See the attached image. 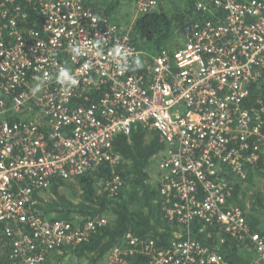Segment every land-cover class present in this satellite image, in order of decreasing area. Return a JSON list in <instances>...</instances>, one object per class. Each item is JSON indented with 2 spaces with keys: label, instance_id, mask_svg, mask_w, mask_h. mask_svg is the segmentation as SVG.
Returning <instances> with one entry per match:
<instances>
[{
  "label": "built area",
  "instance_id": "built-area-1",
  "mask_svg": "<svg viewBox=\"0 0 264 264\" xmlns=\"http://www.w3.org/2000/svg\"><path fill=\"white\" fill-rule=\"evenodd\" d=\"M34 4L38 27L27 25ZM158 4L134 0L132 23ZM194 6L202 16L185 24L183 42L151 53L138 49L132 23L111 22L86 0H0V264H47L52 251L108 223L47 218L34 195L121 163L115 136L136 123L165 144L154 180L179 235L161 247L128 232L105 263L230 264L191 236L196 218L247 240L264 261V230H250L228 176L245 178L264 152V96L252 90L264 76V0ZM123 185L116 172L98 181L111 197Z\"/></svg>",
  "mask_w": 264,
  "mask_h": 264
},
{
  "label": "trees",
  "instance_id": "trees-1",
  "mask_svg": "<svg viewBox=\"0 0 264 264\" xmlns=\"http://www.w3.org/2000/svg\"><path fill=\"white\" fill-rule=\"evenodd\" d=\"M131 1L86 0V6L109 21L117 23L120 22V9ZM194 3L195 0H185L186 7L173 12L170 11L171 6L165 7L160 2L154 10L139 15L130 26L138 49L155 53L164 47H177L175 39L182 36L185 24L202 16L201 13H197ZM118 6L120 7L115 9ZM28 11L27 25L32 27L41 25L36 5H28ZM136 70L139 71L138 68ZM262 78L259 79L262 82L260 87H252L254 99L259 95L264 96ZM97 96L94 99H97ZM114 147L122 155L121 163L102 164L70 183L55 179L48 189L52 194L49 199L41 196L43 192L34 195L36 202L33 208L47 218L74 221L73 217L79 216L82 222L99 216L108 218V223L98 227L87 241L57 248V250L64 248L60 259L68 254L78 259V264H106L103 261L105 254L122 243L128 232L143 238L155 239L161 247L167 246L179 235L178 223L164 218L160 185L156 184V181L152 182L150 175L156 154L165 148L159 133L136 123L129 135L119 133L115 136ZM246 168V176L243 179L237 178L233 173L228 175L233 186L232 202L246 209L251 231H262L264 191L259 180L264 177V152L256 164L248 165ZM113 172L122 176L124 185L116 196L111 197L106 191L98 190V181L111 178ZM66 187L79 197V202L60 192ZM2 230L3 227H0V237ZM181 234L184 236V233ZM190 234L223 254L230 264H264V261L257 259L255 250L247 240L225 232L217 223L206 224L204 220L196 218L191 222ZM6 240V238L0 240V249ZM7 247L5 250H8ZM51 257L48 255L47 264H51ZM83 260L87 261L84 263ZM4 261H6L4 258L0 259V262Z\"/></svg>",
  "mask_w": 264,
  "mask_h": 264
},
{
  "label": "rangeland",
  "instance_id": "rangeland-1",
  "mask_svg": "<svg viewBox=\"0 0 264 264\" xmlns=\"http://www.w3.org/2000/svg\"><path fill=\"white\" fill-rule=\"evenodd\" d=\"M158 2L159 3L161 2V5L164 4L165 7L167 6L168 8H169V6H171L170 11H173V12L179 10V8L184 9V7H186L185 0H158ZM120 6L116 7L115 9L119 8ZM120 10H121L120 22H117V23L120 24V25H122V26L127 27L128 25H130V23H132L135 15H136L135 7H134V5H133L132 2H129V3L126 4L125 7L123 6ZM175 41H176V45L175 46H178V45H180L183 42L181 36L178 37V38H176ZM154 163L155 164L153 166H151V168H150V175H151L152 182H155L154 179H157V171H156L157 170V164H156V161ZM70 182H74V181H70ZM261 186H262L263 191H264V185H261ZM98 190H100L99 186H98ZM60 192H62L65 195H67L73 201H78V202L80 201L79 197L77 195H74L73 192H72V190L70 188L68 189L66 187V188L62 189ZM42 195L45 198H47V199H49L50 197H52V194L49 191L43 192ZM73 219L75 221H80V217L79 216L73 217ZM65 262L66 263H64V264H78V262L77 263H73V259H71V258L68 259ZM56 263H58V262H56ZM51 264H52V262H51Z\"/></svg>",
  "mask_w": 264,
  "mask_h": 264
},
{
  "label": "crops",
  "instance_id": "crops-1",
  "mask_svg": "<svg viewBox=\"0 0 264 264\" xmlns=\"http://www.w3.org/2000/svg\"><path fill=\"white\" fill-rule=\"evenodd\" d=\"M133 1L134 0H132L131 2L133 3ZM259 183L261 185H264V177L261 180H259ZM247 198L250 199L249 196ZM63 251H64V248L63 249H58V250L56 249V250L52 251L51 254H49V256L50 255L52 256L51 257L52 258V260H51L52 264H64V263H66L65 261H67L70 258L73 259V263H77L78 262V259H76L74 256H71V255H68V254H65V257L63 259H60L59 256L63 253ZM106 254L104 256V260H103L104 262H105ZM86 261L87 260H85L84 263ZM56 262H58V263H56Z\"/></svg>",
  "mask_w": 264,
  "mask_h": 264
}]
</instances>
